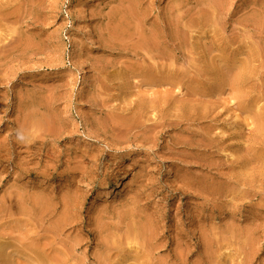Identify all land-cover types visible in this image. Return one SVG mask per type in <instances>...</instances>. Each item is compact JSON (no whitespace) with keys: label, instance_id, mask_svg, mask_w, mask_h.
<instances>
[{"label":"rangeland","instance_id":"1","mask_svg":"<svg viewBox=\"0 0 264 264\" xmlns=\"http://www.w3.org/2000/svg\"><path fill=\"white\" fill-rule=\"evenodd\" d=\"M133 2L0 0V264H264V0Z\"/></svg>","mask_w":264,"mask_h":264},{"label":"bare ground","instance_id":"2","mask_svg":"<svg viewBox=\"0 0 264 264\" xmlns=\"http://www.w3.org/2000/svg\"><path fill=\"white\" fill-rule=\"evenodd\" d=\"M134 0H110V2H119V3H121V4H124V3H126L127 4V2L128 3H130V4H132V3H134L133 2ZM180 1V0H179ZM213 2V1H212ZM137 3V2H136ZM177 4V3H176ZM180 4V3H179ZM203 4V3H202ZM214 4V3H213ZM212 4V5H213ZM217 4V3H216ZM120 5V4H119ZM215 5V4H214ZM121 6V5H120ZM128 6H130L129 4H128ZM205 6V5H204ZM208 6V5H207ZM130 7H133V6H130ZM130 7H128L129 9H130ZM175 7V6H174ZM203 7V6H202ZM215 7V6H214ZM122 8H124V6H122ZM197 9V8H196ZM206 9V8H205ZM207 9H210L209 7H207ZM135 9H133V11L132 10H126V9H123V10H121L120 12V15H121V17H120V19H119V21L114 25L113 24V30H114V34H115V36L116 37H118L119 38V40H118V42H121L120 40V38H124V36L127 34V32L131 29V28H133V24H132V21H133V17L135 16L133 13L135 12L134 11ZM137 11H138V9H137ZM151 11V10H150ZM171 11V10H170ZM201 11H203V10H201ZM209 11V10H208ZM211 11H213V9L211 10ZM183 12V11H182ZM185 12V11H184ZM198 12V11H197ZM205 12H206V10H205ZM207 13V12H206ZM176 14V13H175ZM180 14H181V12H180ZM208 14V13H207ZM125 15H126V17H125ZM143 15V14H142ZM131 17V18H128V17ZM136 17V16H135ZM143 17H144V15H143ZM177 17H180V16H177L176 15V18H175V20L176 19H178ZM138 18V17H137ZM172 18V17H171ZM180 19V18H179ZM209 19V18H208ZM139 20V19H138ZM141 20V19H140ZM139 20V21H140ZM181 20V19H180ZM179 20V21H180ZM206 20V19H205ZM135 22H136V19L134 20ZM139 21H137V22H139ZM136 22V23H137ZM141 23V22H140ZM176 23H177V20H176ZM191 24V23H190ZM135 26L136 27H134L135 28V30H137L136 28H137V24H135ZM140 26H142V25H140ZM139 26V27H140ZM138 27V28H139ZM149 27V26H148ZM142 28V27H141ZM150 30H151V28H149ZM140 30V29H139ZM138 30V31H139ZM153 32V31H152ZM130 33V32H129ZM137 32H135V34H136ZM156 32H154L153 34H155ZM139 34V33H138ZM141 34L142 33H140V36L139 37H141ZM185 34V33H184ZM128 35V34H127ZM126 35V36H127ZM130 35H131V33H130ZM134 35V34H133ZM137 35V34H136ZM156 35V34H155ZM183 35V34H182ZM128 37V36H127ZM152 37L154 38V36L152 35ZM184 37V36H183ZM142 39H143V41H142V43L141 44H139V45H141L140 47H138V48H141V47H144V48H149V49H151L152 51L153 50H155L154 48H157V45L155 44V42H154V40H152V38H150V37H141ZM127 39H129V38H127ZM155 40H156V38H154ZM124 40V39H123ZM122 40V41H123ZM131 41V40H130ZM159 41V40H158ZM135 42H136V40H135ZM125 43H127V42H125ZM136 44V43H135ZM121 45H124V43H122ZM127 45V44H126ZM131 46V45H130ZM134 48V47H133ZM135 49H136V47H135ZM140 50H143L142 48L140 49ZM145 50V49H144ZM144 50H143V52H144ZM146 51V50H145ZM133 52V51H132ZM160 52H162V51H160ZM155 53V52H154ZM150 53H148V54H145V56L146 55H149ZM157 54V53H156ZM154 55V54H153ZM152 54L150 55L151 57L153 56ZM158 55H159V53H158ZM160 56V55H159ZM164 56V55H163ZM162 55H161V57H163ZM149 57V56H148ZM145 58H147V57H145ZM163 58H166V56L165 57H163ZM170 58V57H169ZM160 61H162V62H164L163 61V59L161 58V59H159ZM158 62V61H157ZM150 73H152V72H150ZM242 75V74H241ZM240 75V76H241ZM239 76V77H240ZM143 228H145V227H143V226H141V225H138V224H136L133 228H131L133 231L132 232H138V233H140L142 230H143ZM133 235V234H132Z\"/></svg>","mask_w":264,"mask_h":264}]
</instances>
